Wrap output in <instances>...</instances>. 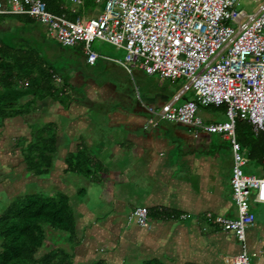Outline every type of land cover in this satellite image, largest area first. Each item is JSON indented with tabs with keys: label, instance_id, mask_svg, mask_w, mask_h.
Returning a JSON list of instances; mask_svg holds the SVG:
<instances>
[{
	"label": "crops",
	"instance_id": "1",
	"mask_svg": "<svg viewBox=\"0 0 264 264\" xmlns=\"http://www.w3.org/2000/svg\"><path fill=\"white\" fill-rule=\"evenodd\" d=\"M97 7L84 16H94ZM12 26L7 19L0 31L10 33ZM76 49L91 69H78L73 57L57 61L62 73L56 77L61 84L68 80L71 102L46 99L38 102L35 112L6 119L0 126V212L26 194H63L82 236L79 262L88 258L90 263L106 264H230L243 245L234 233L207 219L209 214L226 219L238 215L230 143L221 135L149 112L176 97V106L196 102L192 92L182 93L185 85L175 87L145 73L158 79L155 90L142 95L115 76L99 78L97 62L118 65L116 59L98 53L96 63L89 65L81 48ZM217 108L226 112L224 106ZM48 127L56 135V152L50 171L36 177L27 170L23 151ZM242 152L248 159L243 172L263 177L264 163L252 162L248 151ZM81 153L90 161L88 176L68 170V160ZM136 208L149 210L147 227L137 224ZM250 210L255 221L246 231L244 248L252 264H264V204L251 203Z\"/></svg>",
	"mask_w": 264,
	"mask_h": 264
},
{
	"label": "built area",
	"instance_id": "2",
	"mask_svg": "<svg viewBox=\"0 0 264 264\" xmlns=\"http://www.w3.org/2000/svg\"><path fill=\"white\" fill-rule=\"evenodd\" d=\"M62 1L76 8L84 6V0ZM93 1L99 6L97 14L75 20L48 11L43 0H0V16L27 15L37 20L62 47H80L89 65L99 58L92 44L100 41L124 51V59L115 62L128 74L140 69L161 79L186 80L182 93L192 92L196 102L176 106V97L149 112L164 121L221 135L230 143L231 188L238 215L226 219L209 214L207 219L223 231L234 233L243 245L230 264H252L244 243L246 231L255 221L251 203L264 204V176L243 172L248 159L237 140L236 122L245 120L256 133H264L262 0ZM244 2L259 6L247 13L242 8ZM199 105L224 106L228 121L205 123L197 115ZM133 216L139 226H148L147 208H136Z\"/></svg>",
	"mask_w": 264,
	"mask_h": 264
},
{
	"label": "trees",
	"instance_id": "3",
	"mask_svg": "<svg viewBox=\"0 0 264 264\" xmlns=\"http://www.w3.org/2000/svg\"><path fill=\"white\" fill-rule=\"evenodd\" d=\"M43 1L48 11L66 14L71 20L96 7L93 0H84V6L75 10L62 0ZM7 19L14 26L10 33L0 31V126L6 119L35 112L38 102L46 99L64 105L71 102L68 80L59 84L55 79L62 73L57 61L61 59L59 55L65 54L64 47L53 43L41 24L27 15L0 16V24ZM79 53L82 54L80 50ZM47 130L38 131L23 151L27 170L36 177L50 171L56 152V135L50 127ZM236 136L250 161L263 162V132L256 133L249 122L238 119ZM89 164L81 153L68 160V170L88 176ZM81 242L66 195L26 194L6 204L0 212V264H84L77 255ZM90 264L106 262L96 260Z\"/></svg>",
	"mask_w": 264,
	"mask_h": 264
},
{
	"label": "rangeland",
	"instance_id": "4",
	"mask_svg": "<svg viewBox=\"0 0 264 264\" xmlns=\"http://www.w3.org/2000/svg\"><path fill=\"white\" fill-rule=\"evenodd\" d=\"M260 4H264V0L260 1ZM258 6H259L258 4H252L249 6L246 2H244V4L242 5V8L247 13H251V12H255ZM41 28L43 29L44 27H41ZM43 30H45L47 34L46 29H43ZM51 39L53 43L60 45V43L56 39L54 38H51ZM92 50L97 53H100L102 56L110 57L116 60H123L124 55H125L123 50L117 49L116 47L110 44L100 42V41H95L92 44ZM63 51L65 54L59 55V56L61 58H68V57L72 58L73 57L74 62H75L74 65L78 66V69H81L82 71L91 69V67L85 64L84 58L82 54L79 53L78 49L64 48ZM51 54H53V52H51ZM96 65H97L96 67L99 66L98 76L103 81L108 77L115 76L116 78L120 80L119 82H122L123 84L127 86H131L134 89L137 88L138 91H140L142 95L150 94L151 92L155 90L154 86L158 79L157 76L149 77L145 74V72H143L140 69H134L131 75V74H128L125 70H123L120 66L112 62H106L104 60L98 61ZM165 81L166 83H172V85H174L175 87H180V86L188 84L187 81L184 79H179V80H167L166 79ZM199 116H201L205 122H209V123H222L228 120L226 112H224L223 109L213 107V106L200 107ZM84 264H90L88 258L84 259Z\"/></svg>",
	"mask_w": 264,
	"mask_h": 264
}]
</instances>
